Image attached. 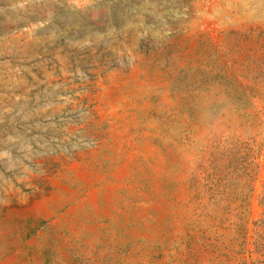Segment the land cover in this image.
I'll return each mask as SVG.
<instances>
[{"label":"rangeland","instance_id":"1","mask_svg":"<svg viewBox=\"0 0 264 264\" xmlns=\"http://www.w3.org/2000/svg\"><path fill=\"white\" fill-rule=\"evenodd\" d=\"M0 264H264V0H0Z\"/></svg>","mask_w":264,"mask_h":264}]
</instances>
